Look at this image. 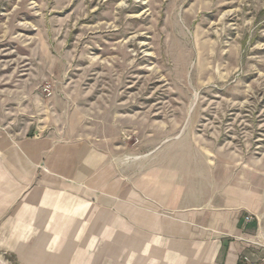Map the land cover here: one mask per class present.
Segmentation results:
<instances>
[{
    "label": "rangeland",
    "instance_id": "obj_1",
    "mask_svg": "<svg viewBox=\"0 0 264 264\" xmlns=\"http://www.w3.org/2000/svg\"><path fill=\"white\" fill-rule=\"evenodd\" d=\"M0 127L237 189L264 231V0H0Z\"/></svg>",
    "mask_w": 264,
    "mask_h": 264
},
{
    "label": "crops",
    "instance_id": "obj_2",
    "mask_svg": "<svg viewBox=\"0 0 264 264\" xmlns=\"http://www.w3.org/2000/svg\"><path fill=\"white\" fill-rule=\"evenodd\" d=\"M37 132L0 127V252L15 264H241L237 238L256 230L237 189L193 199L174 168Z\"/></svg>",
    "mask_w": 264,
    "mask_h": 264
},
{
    "label": "built area",
    "instance_id": "obj_3",
    "mask_svg": "<svg viewBox=\"0 0 264 264\" xmlns=\"http://www.w3.org/2000/svg\"><path fill=\"white\" fill-rule=\"evenodd\" d=\"M251 221L252 216L245 217L246 223ZM237 239L251 249V252L242 254L241 264H264V231L261 228H257L253 234L242 235Z\"/></svg>",
    "mask_w": 264,
    "mask_h": 264
}]
</instances>
